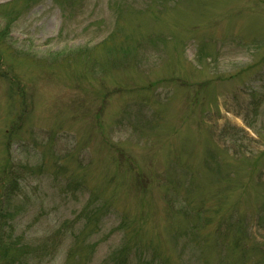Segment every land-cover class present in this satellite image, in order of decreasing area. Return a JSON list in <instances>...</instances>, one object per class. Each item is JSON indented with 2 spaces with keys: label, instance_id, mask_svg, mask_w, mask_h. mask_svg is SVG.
Returning <instances> with one entry per match:
<instances>
[{
  "label": "rangeland",
  "instance_id": "rangeland-1",
  "mask_svg": "<svg viewBox=\"0 0 264 264\" xmlns=\"http://www.w3.org/2000/svg\"><path fill=\"white\" fill-rule=\"evenodd\" d=\"M9 12L22 264H264V0H0V33Z\"/></svg>",
  "mask_w": 264,
  "mask_h": 264
},
{
  "label": "trees",
  "instance_id": "trees-1",
  "mask_svg": "<svg viewBox=\"0 0 264 264\" xmlns=\"http://www.w3.org/2000/svg\"><path fill=\"white\" fill-rule=\"evenodd\" d=\"M12 12V11H11ZM17 13V12H15ZM8 22L7 25L4 27L3 32L0 33V37L3 36L2 34L5 33V36L7 35V30L9 29V25L11 24V17L10 12L7 13ZM113 37H109L105 42L103 43L104 46H107V50L110 55L115 56L117 54V49L113 46H109L108 43L112 42ZM122 52L124 54L126 53V50L122 49ZM13 133L11 132L8 136V140H11ZM14 186L12 180H4V174L1 172L0 174V190L8 192V189H12ZM3 212L0 208V264H22L25 259L27 252L25 251V246L21 244V242L13 241L12 235L9 233H5L4 229L2 228V219H3Z\"/></svg>",
  "mask_w": 264,
  "mask_h": 264
}]
</instances>
